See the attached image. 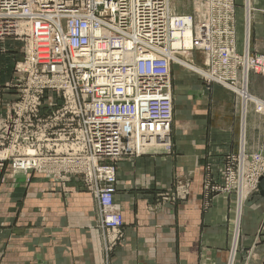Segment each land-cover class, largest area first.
<instances>
[{
	"label": "built area",
	"instance_id": "2783aa9c",
	"mask_svg": "<svg viewBox=\"0 0 264 264\" xmlns=\"http://www.w3.org/2000/svg\"><path fill=\"white\" fill-rule=\"evenodd\" d=\"M245 6L240 50L235 0H201L190 15H173L169 0H0V43L14 38L24 46L14 78L0 84V187L8 170L28 181L81 180L96 198L112 251L124 224L115 201L118 164L171 151L170 65L182 64L183 52L203 53L204 67L195 71L235 91L243 116L250 104L264 115V100L249 88L252 72L264 75V54L251 49ZM173 39L177 60L169 54ZM185 64L198 66L193 57ZM12 90L14 98L4 99ZM263 176L264 155L248 153L243 136L222 181L207 180L205 190L233 194L239 218ZM187 193V185L178 187L179 197Z\"/></svg>",
	"mask_w": 264,
	"mask_h": 264
},
{
	"label": "crops",
	"instance_id": "0c3cea01",
	"mask_svg": "<svg viewBox=\"0 0 264 264\" xmlns=\"http://www.w3.org/2000/svg\"><path fill=\"white\" fill-rule=\"evenodd\" d=\"M236 3L241 49L246 0ZM249 3L252 49L264 54V0ZM11 42L18 40L2 44ZM12 54L0 52L1 85ZM203 58L197 53V61ZM172 74L171 151L119 162L115 201L124 224L113 250H106L98 203L81 180L7 174L0 187V264H228L231 257L234 264H264V194L251 195L238 218L233 194L205 190L207 180L222 181L226 158L239 152L243 136L248 153L264 155V115L250 104L243 116L240 96L223 84H205L182 66ZM249 88L264 100V75L251 73ZM13 98L14 90L4 94ZM260 183L264 192V176ZM185 185L186 197L178 198Z\"/></svg>",
	"mask_w": 264,
	"mask_h": 264
},
{
	"label": "rangeland",
	"instance_id": "374dc122",
	"mask_svg": "<svg viewBox=\"0 0 264 264\" xmlns=\"http://www.w3.org/2000/svg\"><path fill=\"white\" fill-rule=\"evenodd\" d=\"M247 2L249 3V0H247ZM200 3H201V0H169V8H170V12L173 14V15H177V13L178 14H184V15H190V14H193L194 12H196L197 11V9H199L200 8ZM235 4H236V14H237V3H236V0H235ZM250 4V3H249ZM244 15H246V6L244 5ZM245 17L246 16H244V20H245ZM245 30H246V28L244 29V39H243V47L245 46ZM250 38H252L251 37V29H250ZM174 39H175V37H174ZM173 39V40H174ZM236 39H237V30H236ZM177 40V39H176ZM175 42V40L173 41V43ZM12 44L11 45H8V44H2V43H0V52L2 53V54H4V53H6V54H15V55H10V60H8V65L10 66V69H9V67H8V69H7V80L6 81H9V79H10V77L9 76H11V74H12V71L13 70H15V65H16V63L18 62V61H20L21 59H20V57H21V55H22V52H23V43L21 42V41H19L18 40V42H16V43H14V42H11ZM250 45H251V49H252V39H250ZM243 47L240 49V50H243ZM172 49L175 51V54H176V56H177V47L176 46H172ZM22 50V51H21ZM253 50V49H252ZM197 53H198V55H200L201 54V56L202 57H204L203 56V53L202 52H200L199 50H195V51H193L192 53H191V55L190 56H187V54H186V57L185 56H183L184 57V61L186 62V63H188V60L191 58V57H193L194 58V60H195V63L199 66V68H201L202 69V67H204V58H203V60L202 59H200V60H198L197 61V59H196V55H197ZM258 54V53H257ZM189 55V54H188ZM20 59V60H19ZM176 61V60H175ZM177 66H182L183 68H186V70H189V71H192V72H194V73H196L198 76H199V78L205 83V84H211V83H215V82H211V83H208L205 79H204V77H203V75L200 73V72H197V71H195V70H198V69H196V67L194 68L193 66L191 67V66H189V65H187V64H177V61L176 62H174V63H171V65H170V68H171V83H172V93H173V74H172V69H174V68H177ZM252 73H256V72H252ZM259 74V73H258ZM251 75V74H250ZM262 75V74H261ZM4 78V79H5ZM174 96V95H173ZM173 111H174V100H173ZM172 121H173V119H172ZM171 129H172V122H171ZM170 141H171V144H172V135L170 136ZM7 174H9V175H11V176H17V174H13V172L11 171V170H8L7 172H6V175ZM19 176V175H18ZM5 179H6V176H5ZM177 192H178V189H177ZM210 194H212V192H210ZM216 194V193H215ZM254 194V193H253ZM252 194V195H253ZM251 196V195H250ZM249 196V197H250ZM177 197L178 198H182V197H179L178 195H177ZM248 197V198H249ZM247 198V199H248ZM246 199V200H247Z\"/></svg>",
	"mask_w": 264,
	"mask_h": 264
},
{
	"label": "bare ground",
	"instance_id": "6f19581e",
	"mask_svg": "<svg viewBox=\"0 0 264 264\" xmlns=\"http://www.w3.org/2000/svg\"><path fill=\"white\" fill-rule=\"evenodd\" d=\"M176 22V20H174L173 19V21H172V24L174 25V23ZM174 30V29H173ZM174 33H175V35H177V29H175L174 30ZM184 36H185V38H184V42H185V44L187 45V46H189L190 44H191V36H192V31L190 30V29H188L186 32H185V34H184ZM174 46H177V40L175 41V43H174ZM170 55H173L174 56V58L177 60V59H180V55H177L176 56V54H175V52L174 51H171L170 53H169ZM186 54H187V56H190L191 55V53L190 52H183L182 53V57L183 56H185L186 57ZM189 54V55H188ZM171 58H173V57H171ZM182 61H183V64L184 63H186L185 61H184V57L182 58ZM194 68L196 67V69H201V68H199V66H193Z\"/></svg>",
	"mask_w": 264,
	"mask_h": 264
},
{
	"label": "water",
	"instance_id": "95a60500",
	"mask_svg": "<svg viewBox=\"0 0 264 264\" xmlns=\"http://www.w3.org/2000/svg\"><path fill=\"white\" fill-rule=\"evenodd\" d=\"M261 180H262V178L260 179V182H261ZM259 189L264 194L263 189H262V186H261V183L259 184Z\"/></svg>",
	"mask_w": 264,
	"mask_h": 264
}]
</instances>
